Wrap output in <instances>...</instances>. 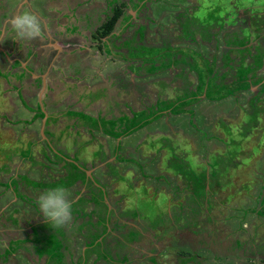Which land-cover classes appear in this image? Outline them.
<instances>
[{"label": "rangeland", "instance_id": "obj_1", "mask_svg": "<svg viewBox=\"0 0 264 264\" xmlns=\"http://www.w3.org/2000/svg\"><path fill=\"white\" fill-rule=\"evenodd\" d=\"M51 1L37 50L54 23L98 40L58 69L20 39L30 66L0 61V264H264V91L246 73L264 0ZM57 182L62 227L37 203Z\"/></svg>", "mask_w": 264, "mask_h": 264}, {"label": "crops", "instance_id": "obj_2", "mask_svg": "<svg viewBox=\"0 0 264 264\" xmlns=\"http://www.w3.org/2000/svg\"><path fill=\"white\" fill-rule=\"evenodd\" d=\"M52 4L53 3H52L51 0H33L32 3H28L27 2V5H26V2H24V0H0V15L4 14L5 17L10 18L11 15H13V17H14L17 14H19L20 12L26 10V11H29V12L33 13L34 15H36L42 21L43 20L42 19L43 13H46L48 11H52L54 9L53 7L50 6ZM1 20H3V19H1ZM10 20L11 19H9V21ZM58 26H59V24L54 23L53 24V29H54L53 36L49 35V37H48L49 39H46L44 41H42V40L39 41L40 42L39 43V47H40L39 50L42 49V47L44 49H46V51L45 50H41L42 53L39 52V50H37V47H35V44H33V41L36 42V40H39V38H37L35 40H31V41H24V42H26L25 44L28 46L27 47L28 48V52L27 53L31 52L32 56H34L33 58H36V59L37 58H49L48 64L50 63L49 64L50 66L53 65L52 60L60 59L61 62L59 64H55L56 69H58L57 66H59L60 64H63V66H65L66 64L64 62H68L69 59H66V58H52V57H56L58 54H63V52H72L71 53V57H70L72 59V58H74L75 54L73 53V51L71 49L76 48L77 52H80V53L84 54V53H87V51L89 50V48H90L89 44L92 43L93 40H94V42L96 40H98V38H96L94 36H91L90 34L87 35L88 28H85L86 36L80 37V36H75L73 34H69L67 32V30H68L67 27L59 28ZM45 30H47V29H45ZM15 37H16V32L13 30L12 25L10 23H8V22L5 23L3 25L2 29L0 27V61L3 62L4 64H6L7 67L15 69L14 66L16 65L17 61H14L13 58L20 59V58H24L25 57L26 58L25 61L27 62L26 65L30 66V61L27 60V56L29 54H27V55L24 54V56H22V57L13 56L14 54L15 55H20V52L18 51V49L17 48H11V46L9 44V43L17 44L14 41V40H17V39H15ZM51 37H53V39H51ZM81 40H86L88 42V46H87L86 49H83V47L79 44V43H81L80 42ZM171 40H173V39H171ZM176 41H177V39L174 40L173 45L178 48L179 47V45H178L179 43L176 42ZM21 49H25V51H26V47L25 48H21ZM12 50H16V53H11ZM97 50H98V53H99L100 51H99L98 48H97ZM2 55L5 56V58H1ZM10 57H12V58H10ZM247 60H250V58H247ZM37 62H38V60H37ZM37 62H34V64L38 65ZM46 66H45V68H46ZM248 66H249V70H246V73H248V75L250 76L248 80H250V82L252 80H254V81L258 80L257 86L255 87V90H257V91L263 90L264 91V54H262V56L259 57V58H257V57L251 58V60L248 63ZM60 67H62V66H60ZM243 72H244V70H243ZM22 73H23V71H22ZM41 76H42V74H41ZM15 77H19V76L15 75ZM44 82H45V80H44ZM256 105H258V103ZM259 106L260 105H258L257 107L259 108ZM251 108H253V107H251ZM79 132L81 133V129H79ZM137 136H138L137 132H135V133L131 134V136H128L129 138L125 137L124 145L125 144H129V143L132 144V142L135 143L136 142L135 140L137 139ZM44 150L46 152H50L49 151L50 149L48 147H46V146H44ZM28 154H29V160H30V170L32 171V173H33V169L36 172L34 174V180L36 179V177H38V175H40L41 178L47 177V174H49V170L52 168V166H50V162L45 161L43 163H40L38 161V159H36L35 156H32L30 153H28ZM49 154L50 155L51 154L52 155L55 154L60 160L64 159L56 151H54V152L52 151ZM71 167L73 169L80 170V166H78V165L76 166V164H73ZM79 172H82V171L80 170ZM93 173H95V170H94ZM77 179H79V178H76L75 181ZM100 179L98 181H100ZM98 181H97V183H98ZM32 183H33V181L31 182V185H32ZM80 183H82V182H80ZM92 183H94V182L92 181ZM57 184H58V182L54 184L55 187L57 186ZM75 191H76V185H75Z\"/></svg>", "mask_w": 264, "mask_h": 264}, {"label": "clouds", "instance_id": "obj_3", "mask_svg": "<svg viewBox=\"0 0 264 264\" xmlns=\"http://www.w3.org/2000/svg\"><path fill=\"white\" fill-rule=\"evenodd\" d=\"M9 23L16 32L15 39L31 41L37 38L43 39L45 37L42 21L29 11L25 10L20 12L13 17ZM52 156L59 159L55 154ZM48 159L50 161V158ZM65 164L71 167L74 163L70 161ZM93 175H95V173H93ZM69 195L70 193L65 187L56 186L41 192L37 198L41 213L54 227H62L72 219V203L68 198Z\"/></svg>", "mask_w": 264, "mask_h": 264}, {"label": "flooded vegetation", "instance_id": "obj_4", "mask_svg": "<svg viewBox=\"0 0 264 264\" xmlns=\"http://www.w3.org/2000/svg\"><path fill=\"white\" fill-rule=\"evenodd\" d=\"M249 101L251 103V107H253V108L249 107V109H247L248 115L252 116L253 119L258 120L259 119V112H260L259 108L257 107L258 105H256L257 103L253 100L249 99ZM252 118H251V120H253Z\"/></svg>", "mask_w": 264, "mask_h": 264}, {"label": "trees", "instance_id": "obj_5", "mask_svg": "<svg viewBox=\"0 0 264 264\" xmlns=\"http://www.w3.org/2000/svg\"><path fill=\"white\" fill-rule=\"evenodd\" d=\"M118 14H119V9L116 8L115 11H114V13H113V15H115L117 17ZM13 181H15V179H13Z\"/></svg>", "mask_w": 264, "mask_h": 264}, {"label": "bare ground", "instance_id": "obj_6", "mask_svg": "<svg viewBox=\"0 0 264 264\" xmlns=\"http://www.w3.org/2000/svg\"><path fill=\"white\" fill-rule=\"evenodd\" d=\"M180 61V60H179ZM198 81V80H197ZM187 88V87H186ZM185 89V88H184ZM250 107V106H249ZM233 116V115H232ZM256 116V115H255ZM252 117V116H251ZM234 118V117H233ZM249 125V124H248ZM250 126V125H249ZM240 128V127H239ZM243 128V127H242ZM250 129V128H249ZM243 130V129H242ZM239 131V130H238ZM246 131V130H245ZM248 131V130H247ZM242 132V131H241ZM239 134V133H238ZM217 164V163H216ZM216 173V172H215ZM216 175V174H215ZM213 175V176H215Z\"/></svg>", "mask_w": 264, "mask_h": 264}]
</instances>
